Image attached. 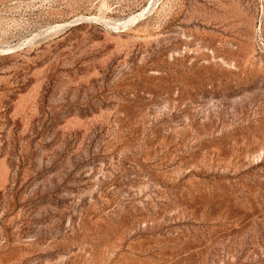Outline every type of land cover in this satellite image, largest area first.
Masks as SVG:
<instances>
[{
  "label": "rangeland",
  "instance_id": "obj_1",
  "mask_svg": "<svg viewBox=\"0 0 264 264\" xmlns=\"http://www.w3.org/2000/svg\"><path fill=\"white\" fill-rule=\"evenodd\" d=\"M0 264H264V0H0Z\"/></svg>",
  "mask_w": 264,
  "mask_h": 264
}]
</instances>
